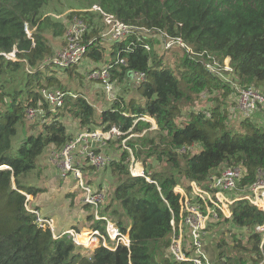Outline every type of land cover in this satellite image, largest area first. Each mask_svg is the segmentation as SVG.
Masks as SVG:
<instances>
[{
    "label": "trees",
    "instance_id": "16d2710c",
    "mask_svg": "<svg viewBox=\"0 0 264 264\" xmlns=\"http://www.w3.org/2000/svg\"><path fill=\"white\" fill-rule=\"evenodd\" d=\"M51 1L0 0V264H192L176 262L168 255L171 222L180 212V195L175 192L178 177L204 184L225 168L240 165V187H244L256 181L259 171L264 173V125L242 118L240 128L233 130L227 106H235L233 84L264 93V0H85L86 7L63 19L45 12ZM96 5L127 25L150 32L106 45L101 39L108 29L101 15L92 11ZM74 15L87 24L83 62L87 83L78 88L101 85L89 80V73L111 67L116 99L108 103L105 95H98L105 108L100 112L90 104L96 91L81 95L62 85L65 76L79 79L83 65L65 70L44 65L54 53L53 45L65 40L67 22ZM156 31L181 38L191 53L181 46L165 50ZM130 43L133 46L127 50ZM13 52L17 61L5 56ZM120 59L125 63L120 64ZM206 63L215 64L227 79L210 73ZM133 71L144 73L146 79L137 87L132 84L136 96L129 98L118 93L117 81L128 80ZM56 85L68 95L63 108L51 112L41 90ZM206 94L211 95L210 107L193 110L196 99ZM29 107L45 110L42 120H34L41 126L37 134L22 130ZM67 115L75 120L69 119L70 125ZM146 117L156 121L157 129L140 120ZM111 126L133 135L145 133L128 141L135 158L147 168L152 158L156 165H164L153 173L146 168L145 177H133L125 151L109 165L115 188L110 199L106 191L101 215L129 234L130 249L120 244L113 251L89 250L68 236L54 239L49 230L35 225V216L27 210L28 196L35 198L42 192L30 183L40 157L51 146L62 149L76 132ZM19 133L22 138L15 145ZM193 145L197 148L190 151ZM181 148L187 151L181 153ZM87 183L91 185L92 180ZM82 206L89 227L105 234L106 222L95 220L91 206ZM232 210V219L220 222L246 231V244L261 256L263 236L255 229L264 224V212L248 201L236 202ZM247 245L236 247L247 249ZM248 261L238 256L217 263Z\"/></svg>",
    "mask_w": 264,
    "mask_h": 264
},
{
    "label": "built area",
    "instance_id": "2783aa9c",
    "mask_svg": "<svg viewBox=\"0 0 264 264\" xmlns=\"http://www.w3.org/2000/svg\"><path fill=\"white\" fill-rule=\"evenodd\" d=\"M92 11L101 15L108 29L101 39L105 44L121 42L139 32L141 34L150 32L149 30L121 22L114 15L108 14L97 5L92 8ZM67 23L64 47L60 51L54 52L50 58L45 59L44 65H52L65 70L84 64V57L87 51V46L84 44V36L87 32V24L77 15H74ZM25 31L28 36H31L28 25H26ZM156 32L165 50L181 46L191 53V50L181 38H171L162 31ZM132 46L133 44L130 43L127 50ZM146 48L149 49L148 46ZM5 56L13 60L11 57L16 58V52ZM119 63L124 64L125 62L120 59ZM214 65L206 63L205 67L210 73H214L221 79L226 80L227 78L224 74ZM110 68L109 65H105L100 69L91 71L88 75L89 80L101 83L105 91L103 94L108 102L116 99L114 95L115 85L112 81ZM225 70H231L227 63ZM128 79L134 82V86L137 87L144 83L146 75L133 71L128 74ZM233 89V103L235 104L231 108L233 113H237L244 119H252L258 112L264 113V93L262 91L253 87L240 88L234 84ZM67 95L63 91L52 88L41 90V96L48 103L51 112H55L61 107L63 108ZM44 117L45 110L41 107H29L26 110V118L28 120H42ZM146 118H141L140 120L153 122L150 117ZM129 133L130 131L122 132L116 126H111L107 130L103 128L85 129L76 132L62 149L54 150L52 155V158H54L51 159L53 165L54 163L57 164L55 166L60 169L63 179L71 178L77 184V190L82 194L81 202L93 208L95 220L106 222L105 234L99 229H92L87 234V241L82 243L78 239L80 232L77 229L71 228L57 233L55 222L52 218L45 217L38 210L29 209L27 206V210L35 216V225L44 230H49L54 239L68 236L77 246H82L86 249L95 250L99 247H105L113 251L120 244L130 249L131 240L129 234H123L115 223L101 215V209L106 203V189L93 187L87 183L90 171L106 169L108 164L116 159L112 157L109 151L111 142L116 140L121 142L123 150H120V152L129 153L127 163L130 174L133 177H145L144 168L138 166V160L135 159L133 150L128 144V140L135 135ZM195 149V145L189 148L190 151ZM178 151L183 153L187 149L181 148ZM242 177L243 167L239 165L225 168L220 175L210 178L204 184L190 181L187 189L180 187V185L178 186L175 192L180 195V212L178 218L173 216L171 222L172 235L168 251L170 258L176 262L213 264L207 251L206 242L208 234H210L209 225L219 223L222 218L232 219V209L238 201H248L258 210L264 212V173L259 171L253 184L240 187ZM30 200H32V196H28V202ZM255 231L263 236L260 249L264 252V224L256 227Z\"/></svg>",
    "mask_w": 264,
    "mask_h": 264
},
{
    "label": "rangeland",
    "instance_id": "374dc122",
    "mask_svg": "<svg viewBox=\"0 0 264 264\" xmlns=\"http://www.w3.org/2000/svg\"><path fill=\"white\" fill-rule=\"evenodd\" d=\"M86 4H87V2L85 0H52L50 2V5L48 7H46L45 12L50 14L51 16H53L55 18L57 17V18L63 19V17H65L67 14H70L74 11H79L82 8L86 7L85 6ZM30 32H31V30H30ZM65 42L66 41L64 40L63 44H62V41H60L59 43H55L53 45L54 52L60 51L64 47ZM160 43H161V41H160ZM160 43L158 42L157 45L160 47V51L162 53H164V50L161 46L162 43H161V45H160ZM170 55H172V53ZM11 58L13 59V61H17L16 58H14V57H11ZM85 69H86V67L84 64H83V66L79 67L78 71H79V74H81L79 79L78 78L70 79L67 76L61 78L63 87H68L69 91H70L69 87H71V91L76 90L78 92H87L88 96L93 95L94 94L93 90H94L99 95H101V97L104 96L103 93H105V91H104L103 87L99 84L90 83L89 84L90 88H80V89L78 88L79 87L78 85H80V83H82L83 86H84V83H87V81L85 79V76H86ZM226 72L228 73L229 71H226ZM133 83L134 82H132L131 80L129 81V79L126 81H123V83H119L117 81L118 93H121L120 95H124L125 97L128 96L129 98H131V97L135 98L136 94L134 92V89L131 88ZM54 88L59 89L61 87L60 86L58 87L56 85V86H54ZM92 88H95V89L100 88V89L95 90ZM259 90L262 91L261 89H259ZM210 96H211L210 94L209 95L206 94V95H203V98H201V99H200V97H198L196 99L197 101L195 100L196 102L193 105L195 107V109H193V110H196V111H202L203 110L204 111V110L208 109V107H210V105H211L209 103V99H211ZM233 96L234 95H231V97H232L231 102H232ZM103 99H104V97H103ZM104 102L106 103L107 101L104 99ZM227 106H229L230 109L233 108L231 103H230V105H227ZM105 107L107 108L108 104ZM65 117L67 118L66 119L67 124L70 125L69 119L71 120L72 118L69 115H67ZM241 119H242L241 116H239L237 113L231 112L229 126L233 130L237 131L240 128ZM72 120L75 121L74 119H72ZM145 121H148V120H145ZM36 123H37V121L30 122L29 120L26 119L25 122L23 123V126H22L23 133L27 134L28 131H32V132H34V134H37L40 131L41 126L36 125ZM151 130H153V129H151ZM144 134L145 133L141 134L140 137H142ZM21 135L22 134L19 133L18 136L16 137L15 145H17L19 139L22 138V137L20 138ZM136 136L137 135H135L133 137H136ZM131 139H129V140H131ZM110 149H111V155L114 154V155H117V157H118V154L120 153V150H123L122 146H121V142H119L117 140L111 142ZM53 153H54V151L49 149L47 157L44 156L42 158V159H45V161H47L49 163V165H52L51 159L54 158V157L52 158ZM41 162H42V160H41ZM137 162H138L137 163L138 166H142L144 168V172H145V169L147 167L144 164V162L139 160V159ZM148 163H149V166L147 168V171H149L150 173H153L152 172L153 170L162 169V167L164 166L163 164L156 165L155 164L156 161L154 158L150 159V161ZM110 164H111V162L108 164L106 169H103L100 171H97V170L90 171V173L88 174V176L91 177V179L98 180L97 183L101 185V187H98L96 185H92V184H95V182L92 180L91 185L93 187H97V188H102V187L105 188L106 187L105 189L109 195V199L112 198L111 197L112 193H113L112 190L115 188L113 181H111V178H112L111 172L108 169ZM54 165H57V164L54 163ZM31 176H30V178H31ZM34 180L30 183H34ZM65 180L66 181H64L62 186L57 187V188H59L58 191H55V189H56L55 185L57 184V180L55 182V179H54L53 184H52V189H49V188L45 189V190L41 189L42 192H44L45 194H48L49 200H50V202H52L51 212L57 216V218L60 220V223H62V221H63L62 218H67L66 212L70 210V207L64 206L60 203L61 199L63 197H68V198L70 197V198H72V201L75 200L76 205H78L77 204L78 201L81 200L80 195H82L81 192L79 190H77L78 188H77L76 183H74L75 190H73L74 188L71 187L69 184V181L70 182H72V181L68 180V179H65ZM178 181H179L178 183H179L180 187H182L184 189H187L189 187V182L186 179H184L183 177L179 176ZM178 186H176L175 191L178 189ZM56 193H58V195H56ZM73 197H74V199H73ZM68 202L69 201H66V203H68ZM32 205H34L33 202L32 203L30 202L28 205L29 209H32L31 208ZM73 205H74V203H73ZM67 208H68V210L65 211ZM39 213L42 214L40 211H39ZM68 216L70 218H73V215L71 213L68 214ZM82 221H84V220L82 219ZM82 225H83V227L88 226L85 222H82ZM56 231H57V233L63 232V231H58V229ZM88 232H90L89 229H87V230L83 229V231L80 232L79 235L84 233L83 235L78 237L80 242L85 243L87 241ZM209 232H210V234H208V237H207V251H208V254H209L210 259H211L213 264H218L217 261H219V263L220 262L221 263H227V261L229 260L230 257L234 258V257H238V256H246L249 259L248 264H264V252L261 251V249H260L261 256H259L254 251V249L252 248L251 245L246 244L247 240H248L247 239L248 234L246 233V231L244 232L241 229L235 228L230 223L219 222V223L210 224L209 225ZM237 245H242L244 248H245V245H247V249H244L241 247H236ZM239 249H243L245 251V253L243 251H240ZM236 255H238V256H236Z\"/></svg>",
    "mask_w": 264,
    "mask_h": 264
},
{
    "label": "crops",
    "instance_id": "0c3cea01",
    "mask_svg": "<svg viewBox=\"0 0 264 264\" xmlns=\"http://www.w3.org/2000/svg\"><path fill=\"white\" fill-rule=\"evenodd\" d=\"M108 44H110V43H106V45H108ZM54 89H56V88H54ZM93 89H95V88H93ZM81 95H83L82 92H81ZM98 95L99 94L96 93V95L94 96V99L90 101V104L95 108V110L100 112V111L104 110V108L102 105V100H98V99H100V98H98ZM89 99H92V97H90ZM251 120L254 121L255 123H260V124L264 125V113L263 112L256 113V115ZM152 121L153 122L151 123V125H152L151 129H153V130L157 129L156 121L154 119H152ZM109 148H110V146H109ZM196 148H197V146H196ZM49 149L54 151L56 148L51 146L40 157L39 168H38L39 170L33 174L32 181L34 179L35 180H34V183H32V184L37 186L39 189H44V190L48 189V188L52 189V184H53V181L55 179V182L57 180V184L55 185V187H56L55 191H58L59 188H57V187L62 186L64 181H66V180L61 177L60 169L57 166H55L53 164L49 165V163L47 161H45V159H42L44 156L47 157ZM109 151L111 154V149H109ZM112 157L117 158V156L114 154L112 155ZM118 157H119V154H118ZM41 160H42V162H41ZM67 179L72 181V182L69 181V184L71 187L74 188L73 179H70V178H67ZM89 179H91V177H89ZM91 180H93L95 182V184H92V185L101 186L100 184L97 183L98 180H95V179H91ZM111 181H113V183H114L113 178H111ZM102 188H104V187H102ZM73 190H75V188ZM56 195H58V193H56ZM73 199H74V197H73ZM66 201H69V202L66 203ZM30 202L31 203L33 202V204H34L31 206V208L40 211L42 213V215H44L45 217H49V218H52L54 220L56 230L58 229V231H64V230H68L71 228H77L78 232L83 231V229H86V230L89 229V231L94 229V228L89 227L90 223L87 220L88 214H86L84 206H82V204L80 205L79 203H77L78 205H76L75 200L72 201V198H70V197L69 198L63 197L61 199V202H60L62 205L70 207L69 211H67L68 208L65 210V211H67L66 212L67 218H62L63 219L62 223H60V220L57 218V216L51 212L52 202H50L48 194H45L44 192H42V193L38 194L37 197H35V198L32 196V200H30ZM72 202L74 203V205ZM70 213L73 215V218H70L68 216V214H70ZM82 219L84 221H82ZM82 222H85L88 226L83 227ZM83 234H81V235H83ZM81 235H79V236H81Z\"/></svg>",
    "mask_w": 264,
    "mask_h": 264
}]
</instances>
